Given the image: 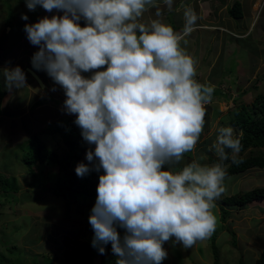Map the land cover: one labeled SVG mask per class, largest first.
I'll return each mask as SVG.
<instances>
[{"label": "clouds", "instance_id": "1", "mask_svg": "<svg viewBox=\"0 0 264 264\" xmlns=\"http://www.w3.org/2000/svg\"><path fill=\"white\" fill-rule=\"evenodd\" d=\"M25 4L63 13L25 24L24 31L39 47L33 68L63 89L64 112L76 116L83 140L95 146L86 152L89 163L76 166L77 176L103 169L89 216L92 247L104 255L110 243L115 264H162L165 242L191 248L210 238L215 202L226 191L225 162L241 163L243 146L242 133L221 126L209 149L215 163L192 159L177 167L194 152L215 92L196 78L198 61L182 46L199 19L194 9L181 5L184 24L176 31L164 22L174 0ZM0 71L9 92L29 86L20 66Z\"/></svg>", "mask_w": 264, "mask_h": 264}, {"label": "rangeland", "instance_id": "2", "mask_svg": "<svg viewBox=\"0 0 264 264\" xmlns=\"http://www.w3.org/2000/svg\"><path fill=\"white\" fill-rule=\"evenodd\" d=\"M235 1L237 0H201L200 7L203 5L206 11L196 12L200 19L207 20L203 27L215 26L217 22L219 26L222 21V24L230 28L226 27L228 31L221 30L208 36L207 32L202 34L200 38L207 44H196L190 50L198 61L196 78L202 83L214 85L215 91L220 93H214L211 103L205 106L204 131L194 152L185 154L184 161L178 168L192 159H198L202 164L215 163L217 158L214 151L209 149L216 139L218 127H233L229 124L232 110L240 109L242 105L251 109L256 97L264 94V44H257L264 32V0H238L245 13L243 19L234 18L228 13V8ZM258 1L260 4L256 8ZM194 3L195 0H174L173 10L165 12V22L174 25L176 31H181V22L184 24L183 11H179L183 10L181 5L192 6ZM22 14L28 16L27 21L21 19ZM52 15H58L57 10L50 13L37 6L34 11H29L25 0H0V70L20 66L27 81L32 82L37 90H43V93L48 91L47 88L43 89L35 83L24 66L28 62L33 68L32 56L39 50L38 46L32 45L27 39L24 27L25 24L35 23L38 19ZM244 22L247 28L252 23L246 37L240 39L229 34L232 33L234 25L244 27ZM195 33L198 32L193 31L185 38L186 45L182 42L186 50L192 44L191 38ZM205 38L208 40L204 41ZM211 39V44H208ZM0 83L6 89L2 71ZM51 85L48 88L52 89ZM57 89L58 94L49 92L51 98L54 97L50 103L59 105L63 118L67 115L76 119L74 114L64 112L66 97L63 99L62 90L59 87ZM20 90L19 94L16 93L17 90L6 93L0 116V177H3L4 182L1 189L6 186L7 189H4L10 195L0 193V264H99L100 254L92 247L94 232L89 223L96 198H81L71 195L70 192L57 195V184L62 183L63 175H60L64 173L58 164L36 162L30 169L23 164L24 155L30 152L31 137L28 136L26 128L34 124L28 119H20L19 122L16 117L22 110L14 112V108L9 106L16 101L23 104L28 100L29 106L26 108L31 109L35 101L33 96L21 101L20 98L25 93H30H27L28 88ZM55 100L61 103H55ZM14 113L16 116H13ZM33 122H36L35 119ZM37 131L38 129L33 134ZM43 137L45 145L65 163L68 149L60 136L45 134ZM85 143L84 147L87 149L79 154V159L74 161V155L71 158L74 162L68 165L69 172L75 173L76 166L81 162L89 163L86 152L89 148L94 151L95 146ZM102 173L103 169L100 172L90 171L87 175L95 177ZM260 187H264V169L254 168L227 176L226 191L215 202L213 209L217 225L212 236L198 241L191 248L173 243L174 238L165 242L163 247L168 255L162 264H215L213 244L218 248L220 264H240L241 260L245 264H255L264 250V202L237 208L224 205L222 199L235 192ZM222 205L230 211L225 220L221 218ZM117 230L121 236L124 235L123 229ZM213 236L214 241H211Z\"/></svg>", "mask_w": 264, "mask_h": 264}, {"label": "trees", "instance_id": "3", "mask_svg": "<svg viewBox=\"0 0 264 264\" xmlns=\"http://www.w3.org/2000/svg\"><path fill=\"white\" fill-rule=\"evenodd\" d=\"M228 13L234 18L243 17L241 3L235 1L229 8ZM1 84V83H0ZM219 94L220 92L215 91ZM6 95V91L0 85V116L3 112L2 100ZM46 99H40L33 107L40 105ZM75 118H57L54 121L47 123L44 127L38 129L37 133L33 134L29 138L30 140V152L23 157V164L27 168H32L36 165V162L45 164V162H52L58 164L64 171L62 183L57 184L59 192L57 195H64L70 192L71 195L80 196L81 198H97V186L99 184V176L90 177L85 175L83 177L77 176L76 172H69L68 165H71L74 161L79 159V154L85 151L83 138L81 137V129L74 123ZM229 124L232 125L236 132L242 133V151L239 154V159L242 161L239 164H233L231 160L226 161L227 176H232L241 172H246L250 169H264V94H259L251 109L242 105L240 109H233L229 117ZM52 134L60 136V140L68 149V154L64 161L61 160L59 155L53 150L49 149L45 142L41 139V135ZM86 144V143H85ZM76 154V155H75ZM74 155V161L71 158ZM71 160V161H70ZM70 161V162H69ZM211 161H214L211 159ZM103 174V173H102ZM3 177H0V193L7 194L4 187L1 189ZM4 185V184H3ZM7 189V187H6ZM13 196V195H11ZM223 204L229 207L245 208L252 205L255 202H264V187L254 188L249 191H239L231 195L224 196L222 199ZM222 205V220L230 215V211L224 208ZM211 241H214V236ZM212 253L215 258V264H220V256L218 248L212 245ZM99 264H115V257L111 251V244L106 246V252L104 255L99 256ZM77 264V263H72ZM240 264H245L244 261H240ZM255 264H264V250L260 253Z\"/></svg>", "mask_w": 264, "mask_h": 264}, {"label": "crops", "instance_id": "4", "mask_svg": "<svg viewBox=\"0 0 264 264\" xmlns=\"http://www.w3.org/2000/svg\"><path fill=\"white\" fill-rule=\"evenodd\" d=\"M200 2H201V0H195V3L191 6L194 9L195 12H201L202 10H204L203 9V5H201V7H200ZM259 4H260V2L258 1L257 2V5L255 7L257 8ZM206 8H207V6H206ZM241 8H242V6H241ZM175 9H176V7H174V11H176ZM154 11L155 10L151 9L148 13L145 14V18L147 19L149 16H153ZM166 11H167V9L164 8V22H165V19H166V14H165ZM179 11H183V10H179ZM204 11H206V10H204ZM242 12H243V8H242ZM57 14L58 15H63V13H60L58 11H57ZM244 15H245V13H244ZM244 15H243V17H244ZM243 17H241V18L243 19ZM221 18L222 17L220 16V18H219L220 21H221ZM206 21L207 20H205V18H201V19L199 18L197 20V24H196V27H195V30L194 31H196L198 33H195L193 35V37L191 38V41H193V42H192V44H190V47L187 50L189 52V54H191L190 50L193 49L196 44H203L204 43L202 41V38H200L202 34H204V33L207 32V36H208V34H210V33L217 32V31L219 32L221 30L228 31V29L230 28V27L222 24V21L219 23V26H218V22H217L215 26H212L211 25V27H208V28L207 27H203L204 26L203 23H205ZM167 23H168V21H167ZM181 25L183 26L182 22H181ZM243 25H244V27H242V26L235 27V25H234V27H233L234 29H233L232 33H229V34L230 35H233L236 38H240V39H242L243 37H246V35L250 31V26L252 25V23L249 24V27L248 28L245 27L246 26V22H244ZM81 26L83 27V25H81ZM172 26L174 27V25H172ZM226 27H228V29ZM209 38H210V36H209ZM203 40L204 41H207L208 39L205 38ZM247 40H249V38ZM258 41L259 42H257V44H264V32H263V36ZM211 42H212V39H211V41L208 44H211ZM204 44H207V43H204ZM246 44H247V42H246ZM24 66L27 67V68L32 69L35 73H37L40 76L41 75H44L45 76L44 78H42V76L40 78L43 81V83L45 84V88H47V90H48V91H46V93H43V90H37L38 88L37 87H36L37 89L34 88L32 82H28L27 81V84L29 86L28 87H25V88L26 89L27 88L29 89V91L27 93H30V94L29 95L27 94L28 95L27 96L26 93H25L24 94L25 96H23L22 98H20L21 101L22 100L29 99V98H31L33 96L32 99H34V101H35L34 104H32L33 106L35 105V103L39 99H46L45 100L46 102H44V103H42L40 105H36V107H31V109H27L26 108V107L29 106L28 100L25 103L23 102V104L19 103L20 101L19 102L16 101V102L13 103V105L9 106V107H13L14 108V112L15 111L22 110V111L18 112V113H20V115L16 117V119L19 120V122L21 120H23V119H28L30 122L32 121V123L34 124V126L30 125L29 127L26 128L27 133L29 132L28 136L29 135L31 136V134H33V132L35 130H37V129L41 128V127H44L47 123H49L51 121H54L57 118H63L62 115L60 114L61 113V110H60L59 105L58 104H52V103H50V100L54 99L53 96L51 98V94L50 93H52V94H54V93L55 94H58V89L57 88L59 87L62 90V92H63V93H61L62 98L64 99L66 96H65V93H64L63 89L59 85L54 84L53 80L48 76V74L45 71H43V70H36L34 68H31V66H29V63L28 62L25 63ZM101 70H103V69H101ZM83 75L86 76V77H88V76L91 75V73H87V74H83ZM52 83H53V85H51ZM50 85H51L52 89L48 88ZM3 89L8 94L9 91L7 89H5V88H3ZM53 89H55V90H53ZM16 93L17 94L21 93V90H17ZM5 97H6V95H5ZM58 100H55V103L56 102H60ZM23 109H25V110H23ZM16 113H14L13 116H16L15 115ZM65 116L66 117H72V116H67V115H65ZM33 119H35L36 122H33ZM22 126H23V124H22ZM43 138H44L43 135H41V139H43Z\"/></svg>", "mask_w": 264, "mask_h": 264}, {"label": "water", "instance_id": "5", "mask_svg": "<svg viewBox=\"0 0 264 264\" xmlns=\"http://www.w3.org/2000/svg\"><path fill=\"white\" fill-rule=\"evenodd\" d=\"M28 74L31 75V78L35 81V83H37L41 88L45 87V84L43 83V81L41 80V76L38 75L37 73H35L32 69L27 68L26 69Z\"/></svg>", "mask_w": 264, "mask_h": 264}]
</instances>
